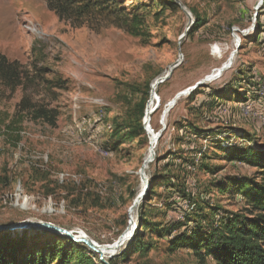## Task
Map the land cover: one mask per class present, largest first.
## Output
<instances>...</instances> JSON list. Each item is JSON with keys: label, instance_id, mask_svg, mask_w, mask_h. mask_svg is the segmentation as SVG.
<instances>
[{"label": "rangeland", "instance_id": "374dc122", "mask_svg": "<svg viewBox=\"0 0 264 264\" xmlns=\"http://www.w3.org/2000/svg\"><path fill=\"white\" fill-rule=\"evenodd\" d=\"M178 1L193 21H204L182 44L190 18L169 1L160 7L155 0H91L102 9L61 19L49 0H0V55L35 75L27 92L34 102L59 112L55 128L25 119L17 148L0 139V226L48 222L110 245L130 227L134 235L145 215L136 238L115 254L133 244L120 264H199L192 251H170V234L201 225V214L250 210L234 185L257 179V171L226 158L254 140L264 143V99L257 94L264 84V0ZM81 4L89 5L72 2ZM236 35L241 43L230 68L207 81L234 52ZM177 62L158 87L155 132L164 130L170 100L185 96L169 112L146 170L154 193L131 215L150 149L143 117L151 86ZM24 96L22 87L0 86V119L17 120ZM249 102L250 118L243 113ZM189 198L202 209L184 218Z\"/></svg>", "mask_w": 264, "mask_h": 264}, {"label": "trees", "instance_id": "16d2710c", "mask_svg": "<svg viewBox=\"0 0 264 264\" xmlns=\"http://www.w3.org/2000/svg\"><path fill=\"white\" fill-rule=\"evenodd\" d=\"M73 1L49 0L48 5L61 19L74 15L83 18L102 9L98 4L91 3V0H87L89 5L78 6H73ZM155 1L160 7L167 5L168 1L177 5L175 0ZM195 20L189 35L198 32L204 23L199 16ZM135 26L134 30L140 24L135 23ZM36 84L35 75L26 71L20 62L10 61L6 56L0 55V86L7 87L12 92L22 87L25 92L19 105L18 119L9 123L5 119H0V139L3 138L15 148L19 147L22 141V124L25 119L57 127L58 110L34 102L27 95L30 86ZM219 95L214 94L215 97H224ZM237 97V100L241 98ZM226 159L230 163L241 164L257 171V179L245 180L242 183L236 181L234 185V194L240 195L244 202L248 203L250 210L247 213L222 211L220 216L216 215L218 218L213 216L216 212L211 216L201 214L203 217L201 225L187 228L183 233L170 234V251L173 253L178 250L192 251L199 264H209V261L214 264H264V143L254 140L251 146L230 150ZM152 191L149 186L145 198L149 193H154ZM231 192H233L231 189L223 190L224 194ZM186 201H191L194 208L185 210L184 218L189 214H197L202 209L192 198L184 200ZM144 216L142 224L145 221ZM141 227H137L133 240ZM43 234L48 238L51 236L52 239L41 243L34 241L33 238ZM132 246L133 244L117 255L118 257L115 256V259L108 261L109 264H120V260L126 261ZM141 248L143 251L144 247ZM87 250L88 248L82 244L48 231L0 232V264H102L94 252Z\"/></svg>", "mask_w": 264, "mask_h": 264}, {"label": "water", "instance_id": "95a60500", "mask_svg": "<svg viewBox=\"0 0 264 264\" xmlns=\"http://www.w3.org/2000/svg\"><path fill=\"white\" fill-rule=\"evenodd\" d=\"M177 4H179V6L182 8V10L184 11V13L190 18V25L187 27V29L185 30L184 34L182 35V37L180 38V44L183 43V41L188 37L190 30L192 29L194 23L196 20L193 21V15L191 12H189L181 3H179L178 0H175ZM180 66V62L175 63L173 66L170 67L169 69V73L163 77H160L152 86L153 87V91H151V99L150 102L147 106L146 112H145V118H144V128L145 131L147 133V135L149 136L150 139V147H151V151L153 152V154H151L150 158L148 160L145 161L142 169H141V177H142V182L144 184V187L141 191V193L137 196V199L135 200L133 206L130 209V214L132 215L136 208L138 207V205L141 203V201L144 200L147 191H148V178L146 176V170L148 169V164L152 163L155 160V156L156 153L154 152V148H153V143L156 140V142L161 138L162 133L165 131L166 126H164V130L161 131V133H159L156 137L155 136H151V113L153 110H151L153 104H154V100L157 99L156 96V92L155 89L160 86L165 84L168 80H170L173 76L174 71ZM225 69V68H224ZM223 69V70H224ZM219 74L218 75H211L209 78H207V81H212V80H217L219 78ZM200 85H203V82L198 84L194 89L190 90L191 92L193 90H195L197 87H199ZM189 92V93H191ZM170 106L167 105V107ZM167 111H164V116L165 113ZM133 221V220H132ZM133 223H130V226ZM133 228V227H132ZM49 231L51 233L57 234L59 236L62 237H66L70 240H72L73 242L77 243V244H84L87 246V248L92 251L95 252L96 254H98L100 256V261L102 262V264H109V262L106 260V256H110L111 258L115 256V254L117 253V251L125 244V238L120 237L117 240V243L113 244L112 246L109 245H98L96 244L92 239H90L89 237L85 236V234H80V233H76V232H72L66 229H63L61 227H58L52 223H48V222H42V221H24L22 223L13 225V226H0V232H16V231ZM134 232V231H133ZM133 232H131V234H129L127 236L130 237L131 235H133Z\"/></svg>", "mask_w": 264, "mask_h": 264}, {"label": "bare ground", "instance_id": "6f19581e", "mask_svg": "<svg viewBox=\"0 0 264 264\" xmlns=\"http://www.w3.org/2000/svg\"><path fill=\"white\" fill-rule=\"evenodd\" d=\"M240 37V36H239ZM241 38V37H240ZM240 38H238V36L236 35V37H235V43H236V45H235V48H234V52H232L231 54H230V56H229V59L225 62V63H223V65H221V67L220 68H218V69H215L214 71H213V73L211 74V75H218L219 74V78H221L222 77V75L224 74V72L226 71V70H228L229 68H230V65L233 63V61H234V58H235V51H236V46H237V49L240 47V43H241V39ZM225 68V69H224ZM224 69V70H223ZM169 73V70L167 71V72H165L162 76H160V77H163V76H165V75H167ZM211 75H209V76H211ZM218 78V79H219ZM159 79V77L156 79V81ZM212 81H215V80H212ZM211 82V81H210ZM155 83V82H154ZM154 83L152 84V86L154 85ZM206 82H203V84H205ZM151 86V91H153V87ZM159 87V86H158ZM158 87L155 89V92H156V96H157V92H158ZM189 95V94H188ZM183 96H185V94L184 93H180V94H178L176 97H174L173 99H171L170 100V102H169V104H170V106H168L167 107V109H166V113H165V116L163 115V117H161V124L163 125V126H166V121H167V117H168V114H169V112L175 107V105L178 103V101L183 97ZM156 102H157V105H156ZM159 108H160V99H159V97H157V99L156 100H154V104H153V106H152V108H151V110H153V109H155V110H153L152 111V113L151 114H153V113H155L156 111H158L159 110ZM151 126V125H150ZM151 136H157L158 135V133L157 132H155L154 130H153V128L151 127ZM161 139V138H160ZM159 139V140H160ZM159 140L156 142V140L154 141V143H153V148H154V152H156V148H157V146H158V142H159ZM151 154H153V152L151 151V147H150V149H149V153H148V155H147V157H146V160H148L149 158H150V156H151ZM150 166V163L148 164V167ZM146 174H147V172H146ZM147 176V178H148V174L146 175ZM149 181V180H148ZM143 187H144V184H143ZM143 189V188H142ZM142 191V190H141ZM141 191H140V193H141ZM139 193V194H140ZM131 232H133V229H132V227H130L128 230H127V232L124 234V236H121V237H123V238H125L126 240H125V243L129 240V237L127 238V236L129 235V234H131ZM86 236V235H85ZM88 237V236H87ZM95 242V241H94ZM96 243V242H95ZM117 243V242H116ZM96 244H98V243H96ZM115 244V243H114ZM98 245H100V244H98ZM113 244H110L109 246H112ZM100 246H102V245H100ZM95 253V252H94Z\"/></svg>", "mask_w": 264, "mask_h": 264}, {"label": "built area", "instance_id": "2783aa9c", "mask_svg": "<svg viewBox=\"0 0 264 264\" xmlns=\"http://www.w3.org/2000/svg\"><path fill=\"white\" fill-rule=\"evenodd\" d=\"M257 94L261 99H264V84L259 85ZM243 113L248 118L253 115V106L250 102L246 106H244ZM185 203V205H187L186 207H184L186 210H191L194 208V205H192L191 201H186Z\"/></svg>", "mask_w": 264, "mask_h": 264}]
</instances>
